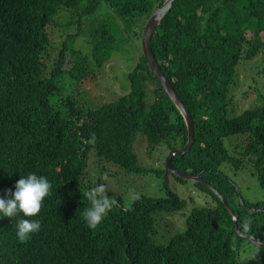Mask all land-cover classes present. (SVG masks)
Listing matches in <instances>:
<instances>
[{"label": "trees", "instance_id": "trees-1", "mask_svg": "<svg viewBox=\"0 0 264 264\" xmlns=\"http://www.w3.org/2000/svg\"><path fill=\"white\" fill-rule=\"evenodd\" d=\"M101 1L0 0V196L7 198V190L14 191L29 172L47 176L53 185L39 214L29 217L41 228L28 240L17 238L16 218L0 219V264H264L241 250L252 241L247 234L264 242V200H247L229 174L231 168L251 173L264 189V94L242 111L230 108L239 66L264 56V0H174L152 35L155 57L195 122L190 151L176 155L172 164L202 176L203 181L192 180L213 205L179 213L188 200L165 179L166 198L138 194L127 205L122 193L108 191L118 203L91 229L82 212L89 206L83 191L94 187L86 180L92 150L126 172L161 176L164 170L141 163L138 137L151 148L164 143L182 150L188 142L185 118L144 53L129 73L130 89L118 99L91 108L79 105L73 92L63 95L66 77L76 84L100 77L115 49V29L111 22L101 24L85 51L74 46L78 27L53 66L46 57L49 30L81 25ZM104 1L130 21L148 20L165 2ZM64 12L76 19L59 22ZM93 134L95 141L89 142ZM236 135L247 138L241 151L227 143ZM210 185L234 209L237 224ZM157 214H181L186 227L168 243H158ZM246 220L252 221L249 232L242 229Z\"/></svg>", "mask_w": 264, "mask_h": 264}, {"label": "rangeland", "instance_id": "rangeland-1", "mask_svg": "<svg viewBox=\"0 0 264 264\" xmlns=\"http://www.w3.org/2000/svg\"><path fill=\"white\" fill-rule=\"evenodd\" d=\"M75 19L76 16L73 13L64 12L58 21L69 23ZM145 20L146 17L133 18L132 21L122 18L106 1L102 0L97 10L87 16L81 25L78 26L75 23L70 26L55 25L51 27L49 30L51 45L46 52L49 66L54 65L67 37L69 34L77 33L78 27L80 32L74 41V46L85 51L89 47L88 39L101 24L111 22L116 34L115 49L111 61L103 69L100 77L87 79L77 84L72 83L70 77H66L67 85H62L63 95L73 92L75 97L81 100L79 105L95 108L127 93L130 89L129 73L135 68L143 54L142 35L148 21ZM261 94H264V56L259 55L252 60H244L239 66L237 86H234L232 92L234 101L231 102L230 108L234 111H242L251 107L263 100L260 99L262 98ZM246 140V137L236 135L228 138L227 143L232 151H241ZM135 149L144 166L155 170H164L163 175L160 176L155 171L143 174L126 172L115 164L100 160L96 152L92 150L89 154L87 182L96 186L98 180L102 179L109 189L108 191L122 193L126 204L129 205L138 194L168 197V189L164 186V181L167 179L170 189L188 200L187 207L179 213L189 214L194 205H213L210 194L201 190L192 179L180 181L173 172H166V160L171 152L166 144L162 143L151 148L147 139L140 135L135 142ZM230 170L229 174L247 200L251 202L264 200V189L256 176L243 171L235 172L234 168ZM192 197L197 204L191 201ZM156 217L158 220L157 232L153 236L158 243H168L173 234L186 227L184 216L181 214H157ZM241 250L244 251L245 258L264 259V246L258 243L246 242Z\"/></svg>", "mask_w": 264, "mask_h": 264}, {"label": "clouds", "instance_id": "clouds-1", "mask_svg": "<svg viewBox=\"0 0 264 264\" xmlns=\"http://www.w3.org/2000/svg\"><path fill=\"white\" fill-rule=\"evenodd\" d=\"M94 141L95 135L93 134L89 142ZM52 187V182L47 176L29 172L16 182L14 191L7 190V198L0 196V219L4 217L16 218V236L20 241L28 240L31 234L40 230L41 223L38 220L29 219V217L39 214ZM108 190L104 183H98L89 190L83 191L89 205L82 212L87 227L96 229L118 203L114 195L108 194ZM251 228V220H246L242 225L244 232H249Z\"/></svg>", "mask_w": 264, "mask_h": 264}, {"label": "water", "instance_id": "water-1", "mask_svg": "<svg viewBox=\"0 0 264 264\" xmlns=\"http://www.w3.org/2000/svg\"><path fill=\"white\" fill-rule=\"evenodd\" d=\"M173 2H174V0H165L164 4L160 8H158L150 16V18L146 22V25H145V28L143 31V35H142L143 53L146 56V58L150 64L151 69L153 70L155 76L160 81L164 90L166 91L168 96L173 100V102L177 105V107L179 108V110L183 114V116L185 118V122H186L187 127H188V142L186 143L185 147L182 150H177V149L171 150L170 155L168 156V158L166 160V172H169V171L173 172L178 177H182V178L203 181L204 179L202 176L196 175L194 173L186 172V171H181V170L177 169L176 167H174L172 164V160L176 155H183L186 152L190 151V149L194 143V139H195V122H194V119L192 117L190 110L185 105V102L182 100V98L179 95L178 91L176 90L175 86L173 85V83L171 82L169 77L163 72L160 64L158 63V61L155 57L153 49H152L151 41H152L153 32L159 26V24L161 23V21L165 17V15L171 10V8L173 6ZM210 186L213 187L212 185H210ZM216 192L219 195H221L219 193V191L216 190ZM221 197L224 200V202L227 204L226 199L222 195H221ZM227 205L230 208L232 214L235 215L234 209L231 206H229V204H227ZM234 219H235L236 224H237L238 216L235 215ZM237 231L242 235H246L238 227H237ZM247 236L250 239H252L253 242L264 245V242H262L261 239L255 238L250 234H247Z\"/></svg>", "mask_w": 264, "mask_h": 264}]
</instances>
